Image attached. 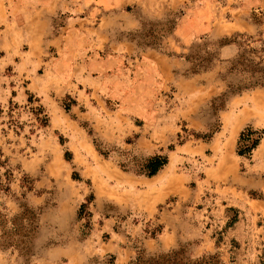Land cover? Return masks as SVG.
<instances>
[{
	"label": "rangeland",
	"instance_id": "374dc122",
	"mask_svg": "<svg viewBox=\"0 0 264 264\" xmlns=\"http://www.w3.org/2000/svg\"><path fill=\"white\" fill-rule=\"evenodd\" d=\"M255 2L249 11L250 0H172L157 15L128 7L140 26L116 36L136 42L141 57H163L144 106L135 56L124 60L132 76L113 74L126 100L81 78L78 58L55 63L49 39L65 14L52 15L40 39L37 21L8 26L0 37V176L9 189L0 191V220L25 204L40 221L24 255L3 247L0 225V264H131L140 253L174 251L181 254L164 264H264V136L249 157L236 151L242 127L264 130V85L245 87L249 74L230 72L243 51L264 58V0ZM201 5L209 9L197 21L210 32L183 35L178 25ZM157 21L177 24L164 36L136 35L163 31ZM228 84L242 87L213 108ZM218 123L209 140L197 138ZM153 152L168 154V164L154 176L138 174Z\"/></svg>",
	"mask_w": 264,
	"mask_h": 264
},
{
	"label": "crops",
	"instance_id": "0c3cea01",
	"mask_svg": "<svg viewBox=\"0 0 264 264\" xmlns=\"http://www.w3.org/2000/svg\"><path fill=\"white\" fill-rule=\"evenodd\" d=\"M172 0H0V37L3 38L7 28L12 23L26 29V24L34 21L40 23L34 36L40 39L51 29L52 15L65 14L66 19L60 31L53 33L49 43L53 47V55L56 62L65 59L78 58L82 62L81 78L86 77L92 81H98L97 89L108 90L112 95L115 92L122 94L126 100L129 93L120 85V79L132 72L125 68L124 60L129 57H137L140 61L135 69V92L138 97V105L144 106L149 93L155 89L158 60L163 59L162 53L144 52L143 56L136 53V42L117 37L118 33L135 31L140 26L137 15L128 9L137 6L149 15L159 14L166 4L168 7ZM247 9L251 11L255 0H250ZM13 4V12L16 18L8 15V7ZM161 4V5H160ZM97 8V10H96ZM166 8V7H165ZM205 5L196 7L184 17L178 25V30L185 36H197L203 32H210L206 20L197 21L200 13L207 12ZM105 12L102 13V11ZM205 10V11H204ZM28 34V30L25 35ZM112 44H114L112 46ZM141 58V59H140ZM77 60V59H76ZM74 69V65L71 69ZM159 71H161L159 69ZM160 73V72H159ZM88 74V76H87ZM161 74V73H160ZM163 75V74H161ZM132 78V77H131ZM116 81V83H114ZM123 83V82H121ZM116 84V85H115ZM148 88L140 91V86ZM87 86V85H86ZM92 89L93 85L88 84ZM123 89V90H122ZM123 92V93H122ZM142 93V94H141ZM135 96V98H136ZM240 133V131H239ZM239 137V134H238ZM238 140V138H237ZM237 143V141H236Z\"/></svg>",
	"mask_w": 264,
	"mask_h": 264
},
{
	"label": "trees",
	"instance_id": "16d2710c",
	"mask_svg": "<svg viewBox=\"0 0 264 264\" xmlns=\"http://www.w3.org/2000/svg\"><path fill=\"white\" fill-rule=\"evenodd\" d=\"M177 22H168V21H157L153 24V26H160L165 27L163 31L151 30L148 31L146 34L143 33V29L136 31V35L140 38L142 35L144 37H152L156 38L157 35L163 33L161 36H164L167 33H172L176 27ZM157 32V33H155ZM228 37L224 38L221 42V45H225L230 43L227 41ZM148 41L147 45L156 44V41ZM250 51L255 52V49H250ZM260 51L264 55V48H261ZM247 51H243L239 54L238 58L234 61L232 69L230 72H235L236 70L241 69L242 72H247L249 77L251 78L249 84L246 86H257V85H264V58H261V61H256L252 56L246 54ZM246 54V55H245ZM186 56V55H184ZM186 58V57H185ZM206 57L201 58V61L205 60ZM197 65L201 64L200 62L196 63ZM201 68H206L202 66ZM200 68V69H201ZM200 69H194L193 72H198ZM242 86H234L232 84H228L227 89L217 97H214L211 100L212 107L215 109H223L225 107L226 98L230 95L236 94L241 90ZM66 108H68L66 106ZM220 124L218 123L214 128H212L207 134L201 135L197 138H201L202 140H209L215 131L219 130ZM264 136V130H258L254 128L250 123L246 124L242 127L239 137L236 143V151L239 156L249 157L253 150L259 145L262 137ZM172 148V147H170ZM103 154V152H102ZM2 155L0 150V156ZM71 152L66 151V159H71ZM169 158L168 154L161 153V152H153L148 154L144 161L139 163L138 170H135L138 174H142L144 176H154L158 174L167 164ZM0 160V164H1ZM138 163V162H137ZM120 166L123 167L124 170L131 169L127 166L126 163H120ZM6 180V179H5ZM9 180L6 182L0 176V191L5 189H9L8 187ZM7 185V187H6ZM91 198V197H89ZM88 198V199H89ZM85 203H82L81 209L79 214L81 215L82 209ZM39 216L38 213L32 208L25 204H21V209L11 215L5 216L3 221L0 220V225L2 229L1 240L3 242V247H12L16 249L20 255L28 254L31 252L30 248V237L31 232L33 230H38L39 228ZM172 253V254H171ZM181 254V251H174L168 253H154V254H138V256L131 261V264H164L170 255H177ZM210 258H214L213 255L209 256ZM107 264H114V259L110 258L107 261ZM194 264H202L201 260L196 261Z\"/></svg>",
	"mask_w": 264,
	"mask_h": 264
}]
</instances>
